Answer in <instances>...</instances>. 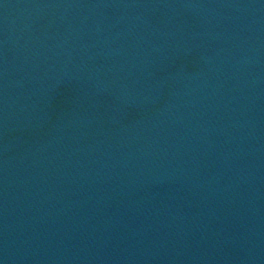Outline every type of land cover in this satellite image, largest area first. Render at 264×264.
Returning <instances> with one entry per match:
<instances>
[{
	"label": "water",
	"instance_id": "1",
	"mask_svg": "<svg viewBox=\"0 0 264 264\" xmlns=\"http://www.w3.org/2000/svg\"><path fill=\"white\" fill-rule=\"evenodd\" d=\"M0 264H264V0H0Z\"/></svg>",
	"mask_w": 264,
	"mask_h": 264
}]
</instances>
